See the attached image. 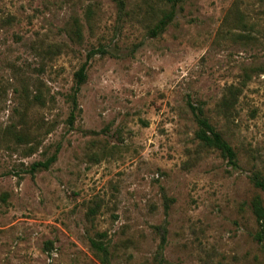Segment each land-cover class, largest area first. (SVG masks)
Segmentation results:
<instances>
[{"label": "rangeland", "instance_id": "374dc122", "mask_svg": "<svg viewBox=\"0 0 264 264\" xmlns=\"http://www.w3.org/2000/svg\"><path fill=\"white\" fill-rule=\"evenodd\" d=\"M170 8L0 0V264H264V0Z\"/></svg>", "mask_w": 264, "mask_h": 264}, {"label": "trees", "instance_id": "16d2710c", "mask_svg": "<svg viewBox=\"0 0 264 264\" xmlns=\"http://www.w3.org/2000/svg\"><path fill=\"white\" fill-rule=\"evenodd\" d=\"M171 2V8L164 12L163 16L160 18L158 23L152 28L154 35L161 33L167 25L173 20L175 16V6L180 0H169ZM86 64L84 63L76 73V86H74L73 92L70 94L69 98L72 102L74 110L78 108V93L81 90L82 84L86 80ZM191 108L194 114V117L198 124V129L196 136L202 141L205 145L213 147L221 152L223 157L228 159L229 162L236 164L237 163V153L232 146V144L223 136L222 132L219 131L216 126L211 122L208 116L205 115L204 109L202 106H197L191 104ZM75 117V112L71 113L70 122H73ZM57 159V153H54L46 160H39L31 164L30 170L32 172L38 171L40 169H46L50 167ZM264 186V181L258 182ZM254 210L257 214L258 221L264 225V206L260 200L254 202ZM103 235V234H101ZM92 245L97 249L101 254L103 261L108 264V248L102 242V240L93 238L91 240Z\"/></svg>", "mask_w": 264, "mask_h": 264}]
</instances>
